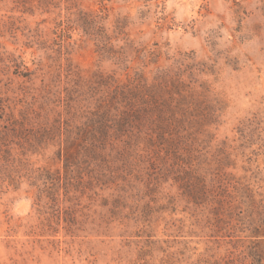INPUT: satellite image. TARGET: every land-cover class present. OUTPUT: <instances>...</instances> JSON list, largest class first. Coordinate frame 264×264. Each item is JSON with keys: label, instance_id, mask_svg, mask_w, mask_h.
Instances as JSON below:
<instances>
[{"label": "rangeland", "instance_id": "obj_1", "mask_svg": "<svg viewBox=\"0 0 264 264\" xmlns=\"http://www.w3.org/2000/svg\"><path fill=\"white\" fill-rule=\"evenodd\" d=\"M161 71L176 133L66 169L45 130ZM0 264H264V0H0Z\"/></svg>", "mask_w": 264, "mask_h": 264}, {"label": "trees", "instance_id": "obj_2", "mask_svg": "<svg viewBox=\"0 0 264 264\" xmlns=\"http://www.w3.org/2000/svg\"><path fill=\"white\" fill-rule=\"evenodd\" d=\"M187 86L180 78L168 79V71H161L152 84L138 75L113 89L109 86L107 96L99 99L95 112L82 124L73 129L66 123L64 132L57 125L45 130L44 137L57 136L65 144V167L69 171L75 165L80 169L96 161L97 147L105 146L110 138L125 139V145L130 146L144 137L153 145L152 134H157L155 143L166 134L173 136L178 123L190 114V106L183 109L188 100Z\"/></svg>", "mask_w": 264, "mask_h": 264}]
</instances>
